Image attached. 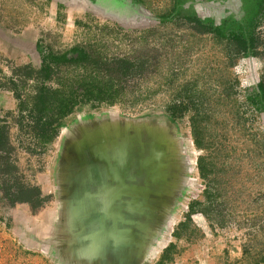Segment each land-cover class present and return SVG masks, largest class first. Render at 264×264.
<instances>
[{"label":"rangeland","instance_id":"rangeland-1","mask_svg":"<svg viewBox=\"0 0 264 264\" xmlns=\"http://www.w3.org/2000/svg\"><path fill=\"white\" fill-rule=\"evenodd\" d=\"M75 2L59 6L56 0H0V120L8 126L10 146L0 150V264H157L171 242L175 252L165 264H264V110H256L246 99L264 75V12L256 28L257 47L246 55L233 38L187 20L196 15L219 24L230 12H239L238 0H195L192 6L188 1L179 17L166 22L159 14L169 11L173 0H141L138 8H114L117 14L107 5L94 9L72 5ZM35 37L54 51L81 44L137 65L134 74L120 82V102L82 106L68 117L49 152L35 149L32 133L17 125L18 99L10 89L12 77L24 95L34 93L33 78H27L22 67L40 65ZM73 70L59 76L73 80ZM55 82L47 84L55 87ZM172 102L187 108L173 123L167 110ZM193 115L203 117V148L193 141ZM128 129L150 150L144 154V144L143 151L129 149V163L138 166L137 171L141 168L139 175L157 174L166 180L160 183L168 185L163 190L166 211L145 208L150 220L141 213L136 218L143 222L142 229L131 231L138 234V263L115 260L106 248L92 246L76 232L68 222L70 205L56 182L61 181L56 176L62 163L58 149L64 150L66 161L82 164L91 147L92 163L103 172L105 164L95 162L99 154L93 152L94 144L110 134L119 141ZM148 133L164 134V146ZM155 152L164 157L156 161ZM202 155L205 178L197 167ZM19 184L24 185L27 202H11L6 194ZM36 192L43 201L34 208ZM192 201L200 206L187 219ZM146 203L156 206L155 201ZM180 221L186 225L174 236Z\"/></svg>","mask_w":264,"mask_h":264},{"label":"trees","instance_id":"trees-1","mask_svg":"<svg viewBox=\"0 0 264 264\" xmlns=\"http://www.w3.org/2000/svg\"><path fill=\"white\" fill-rule=\"evenodd\" d=\"M133 1L141 2V0ZM173 1V6L169 11L159 14L161 22L176 19L183 11L186 2L190 1L189 6H192L195 2V0ZM240 11H242L240 16H237ZM263 12L264 0H241L239 12H230L221 18L219 24H215L210 17L201 19L196 15H190L187 20L195 21L199 25L198 27H201L204 31L215 32L221 37L233 38L240 52L252 55L258 44L256 28ZM51 47V45L44 46L42 42L37 41L36 49L41 55L39 67H32L28 64L22 67L24 75L27 78H33L34 93L24 95L21 87L17 86L18 83L12 77H9L12 85H10V89L14 90V95L18 99L16 101L18 107L17 125L32 133L38 147L35 149L39 151L46 149L48 152L50 149L47 148L57 138L61 127L67 124L68 117L79 111L82 106L89 104L91 107L98 108L102 105H113L120 102V82L123 78L132 76L137 67L136 62L132 60L125 57L109 56L105 50H102L103 52L96 49L93 51L90 49L91 46L75 44L65 51H54ZM66 68H70L72 71L76 69L75 79L67 80V77L61 76L67 70ZM50 80L56 81L57 86L52 87L47 84ZM246 99L256 110H264V75L261 76L254 90L246 96ZM180 106L178 103L173 102L169 104L167 107L169 122H175L181 115L182 110H187L186 107ZM0 121V150L5 151L10 148L7 137L8 126L4 120L3 122L2 119ZM190 121L194 144L203 148L201 137V129L204 127L202 126L203 117L193 115ZM204 158L203 155L199 156L197 162L199 174L202 178H205L208 173ZM23 187L24 185H16L13 188V193L7 189L6 194L12 197L11 202L15 200L24 202L26 200L22 193ZM24 191L29 193V188L25 187ZM205 192H207V189ZM35 194L32 198V201L35 202L33 204L34 208L41 205L43 201L39 192ZM199 206L198 201L189 203L186 218L189 219L190 214L195 212ZM200 209L204 211L203 208ZM185 225V221H180L174 230V236L180 235L179 228ZM174 252L175 244L171 242L161 251L157 264H165L166 260H171Z\"/></svg>","mask_w":264,"mask_h":264},{"label":"water","instance_id":"water-1","mask_svg":"<svg viewBox=\"0 0 264 264\" xmlns=\"http://www.w3.org/2000/svg\"><path fill=\"white\" fill-rule=\"evenodd\" d=\"M110 12L117 14L112 10ZM139 14L143 16L142 13ZM133 130L135 129L133 128ZM133 130H129V133L126 130L127 132L122 134L124 136L119 141L117 138H110L112 136L110 134L109 138H104L103 143L94 144L96 148L93 147V152L99 154L95 162L105 164V169L102 172L103 178L100 182L97 178L100 179L102 174L98 172L99 168L96 167V164L92 163L94 159L91 147L86 146L88 148L86 154L88 160L82 164L73 159L72 162H66L63 155L64 150L58 149L59 157L64 159L63 162H66L64 163L66 170H63L61 174L67 178H63L59 186L61 187V196L70 205L68 207L70 208L68 222L71 227H76V232L88 239L92 246L106 248L111 258L116 260L123 257L126 262L135 260L134 262L138 263L140 258L137 256L138 251H135L140 245L135 238L138 234L134 236L131 231L142 229L143 222H140L139 218L136 219L140 213L150 220L151 215H148L145 208L149 210L152 207L151 210L155 209L157 212L166 211L168 197L163 190L168 185H166L167 182H161L162 186L165 185V187L160 188V181H166L164 177L161 178L155 174L147 175L145 178L139 175L141 168L137 171L138 166L135 167L134 164L129 163L131 153L128 150L136 147V149L139 148L143 151L144 144L132 137L135 134ZM131 131L132 133H130ZM116 134L118 135V133ZM147 137L156 139V141L161 139L160 143L162 142L163 145L167 140L164 134L152 135V133H148ZM144 146L146 152L143 153L148 154L150 151L147 147L148 144L147 146L144 144ZM153 155L156 156V161L157 157L158 159L164 157L161 152H155ZM89 160L90 162H88ZM77 181H82V184L77 185ZM148 201H155L156 206L154 204L147 205L146 202Z\"/></svg>","mask_w":264,"mask_h":264},{"label":"flooded vegetation","instance_id":"flooded-vegetation-1","mask_svg":"<svg viewBox=\"0 0 264 264\" xmlns=\"http://www.w3.org/2000/svg\"><path fill=\"white\" fill-rule=\"evenodd\" d=\"M107 2H109L110 4H108ZM238 2H239L240 7H241V0H238ZM95 3L99 4L100 6H105L104 4L108 5L107 6V9L109 11L110 10H115L119 6H122V7L128 6L131 9L138 8V5L137 4H140V2H134L133 0H85V5L87 7H94L93 5H95ZM241 12L242 11H240V13ZM240 13L238 14V16H240Z\"/></svg>","mask_w":264,"mask_h":264},{"label":"crops","instance_id":"crops-1","mask_svg":"<svg viewBox=\"0 0 264 264\" xmlns=\"http://www.w3.org/2000/svg\"><path fill=\"white\" fill-rule=\"evenodd\" d=\"M75 1H76V2H75V3H72V5H85L84 2H83V0H81V3H80V4H78V2H77L78 0H75ZM79 1H80V0H79ZM84 1H85V0H84ZM56 2H57V4H58L59 6H63V4H64V5H71V4H70L71 0H56ZM97 3H98V2H97ZM97 3H95V4H96L95 7L101 8V6H100L99 4H97ZM104 5H106V4H104ZM107 6H108V5H107ZM95 7H94V9H95ZM37 40H38V37H37V38L35 37V38H34V41H35L36 43H37ZM0 103H1V104H0V105H1L0 107L3 108L4 105L2 104V101H0ZM161 146H162V145H161ZM161 146H160V147H161ZM163 146H164V145H163ZM55 159H57V158H55ZM57 160H58V159H57ZM60 161H62V163H59V165H58L59 169H57L56 176L58 177V179H59V177H60V180H63V178H64V179H67L65 175H62V174H61V173L63 172V170H66V169H65V164H64V163H66L67 161H66V162H63V160H62L61 157H60V159H59V162H60ZM56 163H57V162L53 163V164H54V168L56 167ZM48 167H49V164H48ZM101 169H102V168H100V170H99L100 174H102ZM64 174H65V172H64ZM45 175H47V177H48V176H50V173L47 172ZM102 178H103V174L101 175V178H100V179L97 178V179H98V182H100V180H102ZM56 182H58V184L60 183L59 180H57V178H56ZM58 184H57V185H58Z\"/></svg>","mask_w":264,"mask_h":264},{"label":"bare ground","instance_id":"bare-ground-1","mask_svg":"<svg viewBox=\"0 0 264 264\" xmlns=\"http://www.w3.org/2000/svg\"><path fill=\"white\" fill-rule=\"evenodd\" d=\"M78 131V130H77ZM79 133V132H78ZM82 136V135H81Z\"/></svg>","mask_w":264,"mask_h":264},{"label":"clouds","instance_id":"clouds-1","mask_svg":"<svg viewBox=\"0 0 264 264\" xmlns=\"http://www.w3.org/2000/svg\"><path fill=\"white\" fill-rule=\"evenodd\" d=\"M59 136V135H58Z\"/></svg>","mask_w":264,"mask_h":264}]
</instances>
